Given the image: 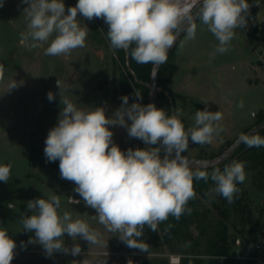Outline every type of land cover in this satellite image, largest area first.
Segmentation results:
<instances>
[{
  "label": "clouds",
  "instance_id": "clouds-1",
  "mask_svg": "<svg viewBox=\"0 0 264 264\" xmlns=\"http://www.w3.org/2000/svg\"><path fill=\"white\" fill-rule=\"evenodd\" d=\"M21 3L27 5L23 12L28 24L20 37L31 48L47 43L46 55L61 56L84 47L89 29L85 23L81 26L79 15L89 21L103 19L113 50H125L138 64L155 66L167 62L169 49L182 31L186 40L195 39L197 21L218 41L212 58L226 53L236 30L247 27L250 9L248 0H77L67 9L64 0ZM3 72L0 64V78ZM17 86L18 82H13L9 91ZM56 86L61 110L45 140L46 160H58L61 179L75 184L74 191L81 200L72 201H83L94 209L99 223L110 232H118L129 248L147 252L139 239L146 226L156 232L158 224L169 216L179 219L191 211L187 204L196 195L194 179L210 178L215 185L211 191L229 203L239 191L237 185L246 179L244 162L233 161L209 175L206 171L193 172L184 155L190 141L203 145L219 135L220 111L197 110L194 125L186 128L179 118L180 109L169 115L155 103L142 104L138 91L133 92L134 102L130 104L129 97L122 96L120 107L109 114L104 106L77 107L65 94L68 89L60 79ZM55 98L53 92L47 93L49 102ZM238 106L243 107V101ZM117 126L146 147L121 150L111 130ZM242 135L250 147L264 146V137L259 134ZM10 176L11 165H0V182H9ZM60 205L56 194L27 201L22 230L35 234L28 243H38L48 256L56 252L78 256L81 247L77 239L89 245L100 242L97 231L84 220L73 219L71 213L61 212ZM65 234L73 240L70 248L65 244ZM16 247L9 233L0 230V264H11Z\"/></svg>",
  "mask_w": 264,
  "mask_h": 264
},
{
  "label": "rangeland",
  "instance_id": "rangeland-1",
  "mask_svg": "<svg viewBox=\"0 0 264 264\" xmlns=\"http://www.w3.org/2000/svg\"><path fill=\"white\" fill-rule=\"evenodd\" d=\"M248 2L247 27L236 30L226 53L212 58L218 41L197 21L195 39L186 40L184 34L170 55L178 70L169 88L175 93L174 109L181 110L179 118L185 127L194 125L197 110L220 111L223 115L219 135L203 145L190 141L184 154L187 158L218 156L254 125L256 113L264 112V0ZM64 3L67 9L77 0ZM25 7L21 0H3L0 7V64L4 66L0 78V165H11L9 182H0V230H6L17 244L11 264H73V260L75 264H132L137 254L179 255L164 241L158 243V250L145 232L139 239L147 252L129 248L118 232H110L99 223L94 209L83 201H72L81 200L74 191L75 184L61 179L58 160H46L45 140L61 110L57 79L77 107L104 106L110 114L127 95L122 88L127 72L118 62L117 50L110 47L103 19L89 21L78 15L81 26L85 23L89 29L85 46L67 55L50 56L45 54L47 43L31 48L21 40L20 34L27 31L28 24ZM13 82L18 86L9 91ZM160 90L166 92L162 87ZM49 91L56 94L52 102L47 99ZM134 100L129 98V103ZM240 101L243 107L238 106ZM111 130L114 143L123 151L146 147L141 140L129 138L123 127ZM238 189L229 208L230 258L210 257L206 264H264L255 249V243L264 240V175L248 171ZM50 194L60 197L61 212L71 213L73 219H82L97 231L100 242L89 245L77 239L81 247L78 256L61 252L48 256L38 243H28L35 234L22 230L27 201L47 199ZM200 199L201 209L212 207L208 198ZM157 231L162 232L160 224ZM64 240L70 248L71 237L65 234ZM174 246L179 250L182 247L176 242Z\"/></svg>",
  "mask_w": 264,
  "mask_h": 264
},
{
  "label": "trees",
  "instance_id": "trees-1",
  "mask_svg": "<svg viewBox=\"0 0 264 264\" xmlns=\"http://www.w3.org/2000/svg\"><path fill=\"white\" fill-rule=\"evenodd\" d=\"M170 55L167 62L161 66L158 76V85L164 88L166 92L160 90L156 95V106L164 108L169 115L175 112V93L169 88V82L178 70L177 64L169 59ZM117 56L119 64L127 72V78L122 86L124 93L129 98L135 99L133 92L138 91L142 94L141 102L145 105L148 104L150 88L144 82L150 81L154 65L151 63L138 64L131 59L125 50H117ZM263 120L264 112H258L255 116L254 125ZM258 134L264 137V130ZM199 157L204 158L203 155ZM233 161L244 162L245 173L257 171L264 175V146L250 147L245 143L227 160L215 167L191 169L193 172L206 171L210 175L213 169L218 167L222 171L225 165L231 164ZM241 185L242 183H239L237 187L239 188ZM193 187L196 195L187 204V208L191 209L190 212L185 211L179 219L169 216L166 221L160 223L161 233L157 230L152 232L146 227L144 232L154 240L157 249L159 248L158 243L164 241L170 246L171 252L178 253L180 262L177 264H206V259L210 257L229 259L231 255L228 223L230 203L221 195L211 191L215 185L210 178L207 181L194 179ZM201 197L208 198L212 207L205 210L201 209ZM194 228L197 229V232L194 231ZM175 242L182 246L180 250L174 246ZM161 254L163 253L157 252L152 257L137 254L134 256L132 264H172L170 257Z\"/></svg>",
  "mask_w": 264,
  "mask_h": 264
},
{
  "label": "water",
  "instance_id": "water-1",
  "mask_svg": "<svg viewBox=\"0 0 264 264\" xmlns=\"http://www.w3.org/2000/svg\"><path fill=\"white\" fill-rule=\"evenodd\" d=\"M66 2V1H65ZM185 34L184 31L180 33V35L177 38L176 44L169 49V54L173 51V49L176 47L178 42L181 40L183 35ZM161 66H153L150 81L144 82L149 88H150V99L149 103H155L156 104V95L160 91V87L158 85V76L161 69ZM264 130V120L252 127H250L248 130H246L243 134H250V133H260ZM244 139L243 135L239 136L237 139L234 140L233 143L229 147H227L221 154H219L216 157L213 158H187L189 161V167L193 169H208L211 167H215L221 163H223L225 160H227L233 153H235L242 145H244ZM198 165V166H193Z\"/></svg>",
  "mask_w": 264,
  "mask_h": 264
},
{
  "label": "built area",
  "instance_id": "built-area-1",
  "mask_svg": "<svg viewBox=\"0 0 264 264\" xmlns=\"http://www.w3.org/2000/svg\"><path fill=\"white\" fill-rule=\"evenodd\" d=\"M255 249L261 253V257L264 260V240H261L259 242L255 243ZM261 261V260H260ZM170 262L172 264H177L180 262V256L179 255H171L170 256ZM262 263V261H261Z\"/></svg>",
  "mask_w": 264,
  "mask_h": 264
},
{
  "label": "crops",
  "instance_id": "crops-1",
  "mask_svg": "<svg viewBox=\"0 0 264 264\" xmlns=\"http://www.w3.org/2000/svg\"><path fill=\"white\" fill-rule=\"evenodd\" d=\"M257 114V113H256ZM256 114H255V116H256Z\"/></svg>",
  "mask_w": 264,
  "mask_h": 264
}]
</instances>
